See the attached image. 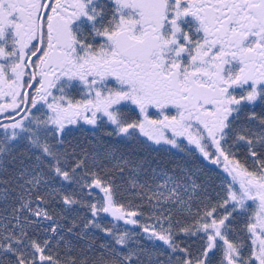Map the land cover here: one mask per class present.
<instances>
[{"label":"snow or ice","instance_id":"6c2138e0","mask_svg":"<svg viewBox=\"0 0 264 264\" xmlns=\"http://www.w3.org/2000/svg\"><path fill=\"white\" fill-rule=\"evenodd\" d=\"M0 264H264V0H0Z\"/></svg>","mask_w":264,"mask_h":264}]
</instances>
